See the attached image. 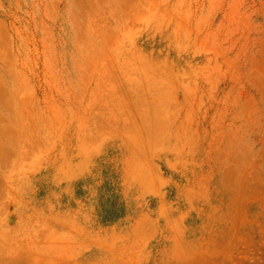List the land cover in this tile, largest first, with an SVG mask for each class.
Here are the masks:
<instances>
[{
    "label": "rangeland",
    "instance_id": "1",
    "mask_svg": "<svg viewBox=\"0 0 264 264\" xmlns=\"http://www.w3.org/2000/svg\"><path fill=\"white\" fill-rule=\"evenodd\" d=\"M0 264H264V0H0Z\"/></svg>",
    "mask_w": 264,
    "mask_h": 264
}]
</instances>
